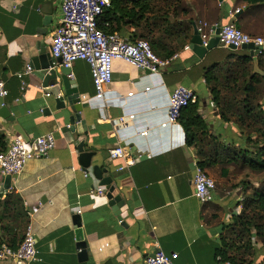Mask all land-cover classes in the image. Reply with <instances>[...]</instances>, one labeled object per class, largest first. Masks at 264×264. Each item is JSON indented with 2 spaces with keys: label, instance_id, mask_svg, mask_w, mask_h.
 <instances>
[{
  "label": "crops",
  "instance_id": "crops-1",
  "mask_svg": "<svg viewBox=\"0 0 264 264\" xmlns=\"http://www.w3.org/2000/svg\"><path fill=\"white\" fill-rule=\"evenodd\" d=\"M62 1L0 0V81L9 91L7 98L0 97V109L9 106L15 117V122L0 117V134L9 143L22 135L35 139L52 133L57 142L47 158L27 163L8 192L22 200L37 239L39 259L33 264H145L147 255L158 248L178 254L177 264H220L218 249L227 235L225 227L233 224L234 213L239 215L242 209L238 204L257 186L246 178L248 170L233 175L235 166L216 159L204 169L216 181L215 199L202 204L194 195L199 152L208 157L218 153L210 145L201 150L189 147L181 121L163 124L173 91L184 85L197 94L199 115L210 137L222 136L221 142L240 138L237 125L221 121L205 78L211 68L223 76L219 68L236 62L229 57L236 51L220 45L200 59L188 49L190 42L159 73L116 60L104 98L97 97L90 66L78 61L69 79L81 95L86 129L77 123L72 130L73 113L57 110L36 70L25 75L41 51L51 54ZM187 3L190 15L185 22H192L193 36L200 20L210 26L235 23L251 36H264V3L252 10L241 0ZM237 10H241L238 18L233 16ZM130 32L127 27L123 30L127 37ZM236 53L250 55L243 50ZM81 142L85 152L95 154L88 172L79 162ZM118 146L127 148L129 156L112 161L109 151ZM95 166L107 169L112 178L113 196L123 202L122 221L110 206L106 187L94 175ZM99 188H105L104 195L98 194ZM76 216L81 218L80 228ZM82 241L87 243L86 261L79 258ZM253 264H264V244L258 241Z\"/></svg>",
  "mask_w": 264,
  "mask_h": 264
},
{
  "label": "trees",
  "instance_id": "trees-1",
  "mask_svg": "<svg viewBox=\"0 0 264 264\" xmlns=\"http://www.w3.org/2000/svg\"><path fill=\"white\" fill-rule=\"evenodd\" d=\"M241 3L251 6L249 10H252L264 0H241ZM189 15L187 0H112L111 8L99 22V28L107 35L118 34L130 42L145 40L160 59L169 61L193 39L192 22H185ZM236 26L244 31L240 25ZM126 27L132 30L128 37L123 33ZM180 38L184 42L182 48L170 44ZM229 57L236 58V62L221 68L214 67L223 71V80L214 74L213 68L207 70L205 78L211 85L221 121L237 125L241 136L231 142H221L222 136L210 137L197 103L187 108L180 119L186 143L199 150L210 145L218 153L215 157H208L199 152V167L202 169L217 159V162L226 161L240 171L264 174V76L256 73L249 80L255 69V61L250 55L241 56L233 52ZM258 65L264 73V53L258 56ZM7 148L8 142L0 134V153ZM238 206L242 207L241 212L233 217V224L225 227L227 235L222 238L218 256L222 262L253 264L256 242L264 244V191L256 190L252 197L244 198ZM21 216L27 217V213L20 197L0 192V222L5 217L14 218L15 222ZM29 224L27 218L26 228ZM0 234V247L7 245L14 250L18 249L25 236L12 225L2 224Z\"/></svg>",
  "mask_w": 264,
  "mask_h": 264
},
{
  "label": "built area",
  "instance_id": "built-area-1",
  "mask_svg": "<svg viewBox=\"0 0 264 264\" xmlns=\"http://www.w3.org/2000/svg\"><path fill=\"white\" fill-rule=\"evenodd\" d=\"M112 0H63L61 5L62 19L53 36L51 54L56 65L72 71L78 61L86 62L91 69L93 83L98 98H104L107 88L113 82V66L116 60H122L137 66L142 71L159 73L169 61H163L152 50L149 42L138 40L130 42L118 34H105L99 28V22L105 12L111 8ZM240 10L233 13L238 14ZM197 29L207 47L216 31L220 45L231 46L241 50L243 46L253 44L259 55L264 53V36H251L239 29L235 23L227 25L216 24L210 26L201 22ZM189 49V47H188ZM61 60V62H58ZM32 73L29 67L27 74ZM73 78V74L69 75ZM23 79L24 75H20ZM26 87V84L23 85ZM130 93L129 96H133ZM9 91L6 83L0 81V97L7 98ZM199 102L197 94L187 86L179 85L173 91L167 121L164 127L180 122L184 111ZM56 137L49 133L28 142L21 137L14 138L8 143L5 152L0 153V183L8 176L14 182L21 174L29 161L47 158L56 148ZM127 148L118 146L109 151L112 161L127 158ZM123 169V168H121ZM217 185L216 181L202 168L196 169L194 177V195L202 204L214 202ZM9 192V191H8ZM8 192L2 194H7ZM104 195L103 188L97 190ZM39 259L37 239L31 226L27 228L24 239L17 250L7 245L0 247V261L14 262V264H33ZM178 254H167L158 248L147 255L145 264H177ZM220 264H231L222 262Z\"/></svg>",
  "mask_w": 264,
  "mask_h": 264
},
{
  "label": "water",
  "instance_id": "water-1",
  "mask_svg": "<svg viewBox=\"0 0 264 264\" xmlns=\"http://www.w3.org/2000/svg\"><path fill=\"white\" fill-rule=\"evenodd\" d=\"M240 12L236 15V18L239 17ZM219 33L220 29L216 31V35L212 37L208 46L204 47L203 40L197 29V26L194 25V36L191 41V44L189 45V49L194 52L200 59H204L209 51L220 46V41L218 38ZM229 49L232 51H238V49L234 46L229 47ZM241 50L249 51L250 56L255 61L254 73L250 77V80L254 77L256 73L262 74L264 76V74L259 71V51L256 50V47L253 44H250L243 46ZM58 62H61V60H58ZM31 65H33L31 66L32 69L36 70V76L43 83L45 93L55 98L57 110L68 111L73 113L69 119L71 129L75 130L77 123H81L86 129L85 122L82 120L81 116L83 110L81 95L79 94L77 89L73 88L74 82L69 79L71 71L56 65L54 60L51 58V54L47 51H41L40 55L33 59V63ZM146 72L151 73L150 71ZM0 117L8 122H15V117L12 116L11 108L9 106H4L0 109ZM78 128L80 130V126H78ZM21 138L26 142L30 140V138L24 135H22ZM78 150L80 153V165L88 172L92 168V159L95 154L85 152V142H81V144H79ZM93 171L95 177L102 182L101 185L103 187H106L108 193L107 198L110 201V206L114 208V210L117 212L116 216L119 218L120 221H122L119 207L123 206V202L120 196H113L115 187L112 186V178L108 170L100 168L99 166H95L93 168ZM11 185L12 178L8 176L3 181V192H8L11 188ZM234 216H238V213L235 212ZM75 220L77 227L80 228V216H76ZM78 249H80L81 251L79 254V258L82 261H86L88 259L87 243L85 241L79 242Z\"/></svg>",
  "mask_w": 264,
  "mask_h": 264
},
{
  "label": "rangeland",
  "instance_id": "rangeland-1",
  "mask_svg": "<svg viewBox=\"0 0 264 264\" xmlns=\"http://www.w3.org/2000/svg\"><path fill=\"white\" fill-rule=\"evenodd\" d=\"M201 21L204 22V23L206 22L205 20H200L199 22H201ZM183 43L184 42H183V40H181V38L178 39V40H175L174 42H170V44H172L173 46H178L179 48H182L183 47L182 46ZM239 52H242V50H239ZM220 78H221V80H223V76H221ZM227 96H230V94H228ZM237 174H241V172H240V169L239 168L235 167L234 168V171H233V175H237ZM246 174H247V177L246 178L248 180H251L257 186V190L259 192L264 191V174H254L251 171H246ZM244 183L245 184L247 183L249 185V182L248 181H244ZM252 194H254V193H252ZM252 194H250V196L249 195H245L244 198H246V197H252ZM241 202H242V200H241ZM27 218H28V216L27 217L26 216H21V218H18V219H16L15 222H13L14 218L5 217L4 218V221L0 222V225L1 224L3 226H11L12 225L13 227L17 228L18 229V233L23 236L26 233V231H27V228H26Z\"/></svg>",
  "mask_w": 264,
  "mask_h": 264
}]
</instances>
